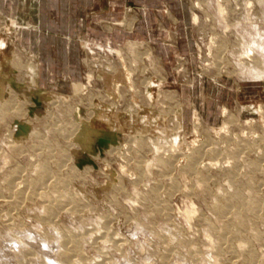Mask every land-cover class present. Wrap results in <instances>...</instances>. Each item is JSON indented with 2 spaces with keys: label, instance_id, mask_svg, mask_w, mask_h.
Instances as JSON below:
<instances>
[{
  "label": "rangeland",
  "instance_id": "374dc122",
  "mask_svg": "<svg viewBox=\"0 0 264 264\" xmlns=\"http://www.w3.org/2000/svg\"><path fill=\"white\" fill-rule=\"evenodd\" d=\"M26 1L0 0V264H264V0H117L128 36L47 42L42 74Z\"/></svg>",
  "mask_w": 264,
  "mask_h": 264
},
{
  "label": "crops",
  "instance_id": "0c3cea01",
  "mask_svg": "<svg viewBox=\"0 0 264 264\" xmlns=\"http://www.w3.org/2000/svg\"><path fill=\"white\" fill-rule=\"evenodd\" d=\"M31 1L34 0H27L24 4L32 6ZM37 2L38 15L34 22L38 24L39 30L40 27L44 28V33L39 31L37 40L40 44L44 42L43 46L38 44L37 51L40 56L41 74L42 71H51L56 64L54 57L48 55L51 46L47 42H72L76 40L75 37H80V41L86 37L91 40L101 38V40L112 42L128 36L126 31L117 30L111 25L112 20L124 17L125 6L117 0H38ZM52 10L59 11L58 20L51 16ZM94 23H103L105 27L100 30L94 26ZM29 38L31 39V36ZM75 59L73 54L69 53L65 62L69 70L74 68Z\"/></svg>",
  "mask_w": 264,
  "mask_h": 264
},
{
  "label": "bare ground",
  "instance_id": "6f19581e",
  "mask_svg": "<svg viewBox=\"0 0 264 264\" xmlns=\"http://www.w3.org/2000/svg\"><path fill=\"white\" fill-rule=\"evenodd\" d=\"M193 161V160H192ZM238 169V168H237ZM20 196V195H19ZM219 208V207H218ZM225 234V233H224Z\"/></svg>",
  "mask_w": 264,
  "mask_h": 264
}]
</instances>
